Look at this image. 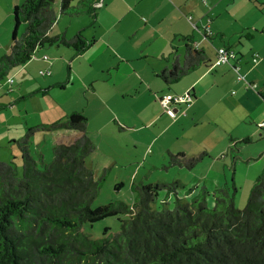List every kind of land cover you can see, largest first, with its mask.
<instances>
[{
	"label": "trees",
	"instance_id": "16d2710c",
	"mask_svg": "<svg viewBox=\"0 0 264 264\" xmlns=\"http://www.w3.org/2000/svg\"><path fill=\"white\" fill-rule=\"evenodd\" d=\"M103 1L80 0L74 6L75 0H60L58 10L56 0H24L15 6L10 51L0 59V89L10 72L25 66L40 49L63 45L80 54L90 48L95 39L88 40L83 30L71 39L50 32L58 13L86 15L93 24L96 5ZM22 24L25 30L19 35ZM183 40V63L176 60L159 75L167 85L209 65L193 36ZM5 108L0 104V111ZM65 119L27 130L18 143L22 177L13 163L0 162V264H264V174L256 178L243 209L234 205V182L211 194L205 186L190 187L185 195L191 197L179 193L186 188L178 182L140 183L133 185L137 196L132 205L113 202L93 209L106 171L97 178L86 163L96 147L85 114L76 111ZM39 130L80 136L59 143L51 163L39 167L28 150L29 136ZM206 157L205 152L194 158L170 154L163 168L191 171ZM107 218L118 219L117 233L106 228L95 240L85 232Z\"/></svg>",
	"mask_w": 264,
	"mask_h": 264
},
{
	"label": "crops",
	"instance_id": "0c3cea01",
	"mask_svg": "<svg viewBox=\"0 0 264 264\" xmlns=\"http://www.w3.org/2000/svg\"><path fill=\"white\" fill-rule=\"evenodd\" d=\"M23 2L24 0H0V13H6L5 16L10 12L13 14L14 7ZM80 17L87 16L76 18ZM86 20L87 24L82 28L78 27L72 37H68L66 32L55 36L63 35L66 39H71L83 30L88 40L95 39L90 48L80 54L70 47L66 48L74 50L75 55L80 56L98 46L101 54H107L104 72L108 70V63L112 59H117L123 65L145 61L146 66H151L152 75L160 79L162 71L172 69L176 60L183 63V37L193 36L196 48L208 55L209 65L200 67L173 85H167L161 79V87L146 81L147 89L134 90V96L141 97L147 93L151 105H156L153 107L155 113L150 115L145 106L133 107L122 121V127L119 126L118 132L113 130L112 134L130 131L132 135L153 136L145 143V157L154 153L157 139H164V150L168 156L184 154L194 158L207 153L208 157L195 167V177H199V182L209 180L213 183L212 187L202 185L210 194L215 188L228 183L230 171L237 177L238 169H242L240 173L243 179L240 180L246 182L251 190L256 178L264 174V128L258 126L264 123V0H104L101 6L96 7L93 24L90 17ZM10 44L0 41V59L9 53ZM55 47L59 51V48L65 46ZM220 48L232 50L236 58L215 66ZM45 49L37 51L25 66L17 68L19 70L14 74L13 84L19 81L18 77L27 68L37 70L43 77H51L61 67L58 62L63 54L52 53V61H49L41 53ZM255 54L259 55L257 63H253ZM63 69L62 63V71ZM68 70L70 81L69 66ZM239 75L244 79L239 81ZM59 84L61 83L46 86L65 88ZM249 85H256V88L252 89ZM47 88L39 89V92L47 95ZM91 88L96 91L94 86ZM186 93L192 96L190 105L183 103L176 106L173 115L165 112L159 104L158 98L165 94ZM119 96L122 100L133 98L131 90L121 92ZM26 98L24 96L23 99ZM108 110L109 119L114 118L113 123L120 125L117 122L119 113L109 105ZM80 112L87 117L88 132L90 117L84 110ZM105 128V124L101 123L97 130L102 137ZM61 133L73 136L71 141L80 136ZM246 138L251 139L250 143H242ZM165 151L162 152L164 160ZM40 157L44 163L43 155ZM116 164L117 161L113 160L110 166L115 167ZM239 165L242 167L239 168ZM199 167H205V170L197 172Z\"/></svg>",
	"mask_w": 264,
	"mask_h": 264
},
{
	"label": "rangeland",
	"instance_id": "374dc122",
	"mask_svg": "<svg viewBox=\"0 0 264 264\" xmlns=\"http://www.w3.org/2000/svg\"><path fill=\"white\" fill-rule=\"evenodd\" d=\"M79 1L75 0L74 6ZM59 5L60 0H56L55 7L59 8ZM5 15L6 13H0V41L11 43L14 28L13 14L10 12L7 16ZM87 17L72 18L61 16L58 13L57 23L53 26L50 36L66 32L68 37H72L79 28L87 24ZM24 30L25 25L22 24L19 28V35H22ZM87 35L89 37V31H87ZM56 50L54 46L52 48L46 47L45 51H41L49 58V61H52L50 54H63L58 62V64L61 63V67L55 70L51 77H43L38 74L40 72L37 70L32 69L31 71L27 68L18 77L19 81L11 85L14 74L19 70L14 69L10 72L8 78L2 82L0 103L5 105L6 108L0 111V162L13 163L19 172V176L22 177V151L18 143L25 137L27 130L42 124L66 120L65 118L69 113L84 110L87 116L90 117L89 137L96 147V150L88 158V165L95 171L97 178L106 171L99 196L92 204L93 209L113 202L132 205L137 196L133 185L140 183L146 185L178 182L186 188L185 190H178L182 196L192 186H202L203 184L208 187L213 186V183L209 180L197 181L199 177H195L196 168L192 171L163 169L169 159L167 152L164 150V139H157L154 145V153H151L149 157H145V145L153 136H146V134L132 135L130 131L119 132L118 135L112 134L113 130L118 132L119 126L122 127V121L125 120L126 114L133 110V107L142 108L145 106L149 109L150 115L155 113L153 107L156 105H151L147 93L141 95V97L134 96V90L144 91L147 89L146 81L158 87L163 84L160 79H156L152 75L151 66H146L145 61L138 62L135 65H123L119 64L117 59H112L108 63L111 68L108 67V70L104 72L103 69L106 70L104 65L107 63V54H101L98 46H94L80 56H76L74 50L66 47L59 48V51ZM68 66L71 71L70 81L68 80ZM55 83H61L59 85L65 88L60 89L53 86L47 88L46 86L47 84L55 85ZM92 86L96 91L91 88ZM45 88H47L48 94L42 95L39 89ZM130 90L133 98L122 100L119 93ZM24 96L27 98L23 99ZM108 105L115 109L116 113H119L117 122L120 125L113 123L114 118L109 119ZM98 115H100L99 119ZM101 123H104L106 127L103 130V137L97 131ZM71 139H74L73 136L68 137L61 132L35 131L28 138V150L39 167H42L41 155H43L45 164L51 163L53 149L59 143L71 141ZM163 151L166 154L165 160L162 157ZM113 160L117 161L115 167L110 166ZM153 166H156V168ZM238 167L241 168L242 166L239 165ZM203 170H205V167H199L197 172ZM241 170L238 169L237 177L230 171L228 181L230 185L234 182L237 189L234 198V205L237 209H243L246 206L250 193L246 182L240 180L243 179L240 173ZM120 184H123V187L116 190V186ZM161 197L165 198L166 194L163 192ZM174 199L175 196L173 195L172 201ZM207 200L208 207L213 208V199L208 197ZM106 228L110 229L111 233H117L120 230L118 219L107 218L93 224L90 228H86L85 232L92 239L99 240Z\"/></svg>",
	"mask_w": 264,
	"mask_h": 264
},
{
	"label": "built area",
	"instance_id": "2783aa9c",
	"mask_svg": "<svg viewBox=\"0 0 264 264\" xmlns=\"http://www.w3.org/2000/svg\"><path fill=\"white\" fill-rule=\"evenodd\" d=\"M101 3L102 2L97 4L96 7L101 6ZM235 58H236V55L232 50H228L226 48H220L217 52V61L215 63V66H221L222 64L228 62L230 59H235ZM44 59H47V57H45ZM258 59H259V55L255 54L253 57V63H257ZM236 69H238V67ZM41 74H44V73L41 72ZM237 79L240 81V80H243L244 78L243 76L239 75ZM12 84H13V80H11V85ZM249 87L252 89H255L256 85H249ZM158 99H159V103L162 109L165 112L173 115L174 108H176V106L183 104V103L190 105L192 101V96L190 93H186L184 95L165 94L159 97ZM258 126L260 128H264V123H261Z\"/></svg>",
	"mask_w": 264,
	"mask_h": 264
}]
</instances>
